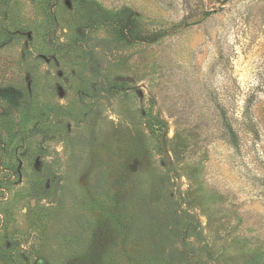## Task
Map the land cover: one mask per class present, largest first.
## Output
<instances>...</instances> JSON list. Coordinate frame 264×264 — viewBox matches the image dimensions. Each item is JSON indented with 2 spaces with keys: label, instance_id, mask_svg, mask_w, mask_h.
<instances>
[{
  "label": "rangeland",
  "instance_id": "obj_1",
  "mask_svg": "<svg viewBox=\"0 0 264 264\" xmlns=\"http://www.w3.org/2000/svg\"><path fill=\"white\" fill-rule=\"evenodd\" d=\"M0 264H264V0H0Z\"/></svg>",
  "mask_w": 264,
  "mask_h": 264
},
{
  "label": "water",
  "instance_id": "obj_2",
  "mask_svg": "<svg viewBox=\"0 0 264 264\" xmlns=\"http://www.w3.org/2000/svg\"><path fill=\"white\" fill-rule=\"evenodd\" d=\"M167 154V153H166ZM168 155V154H167Z\"/></svg>",
  "mask_w": 264,
  "mask_h": 264
},
{
  "label": "trees",
  "instance_id": "obj_3",
  "mask_svg": "<svg viewBox=\"0 0 264 264\" xmlns=\"http://www.w3.org/2000/svg\"><path fill=\"white\" fill-rule=\"evenodd\" d=\"M126 28V27H125Z\"/></svg>",
  "mask_w": 264,
  "mask_h": 264
}]
</instances>
